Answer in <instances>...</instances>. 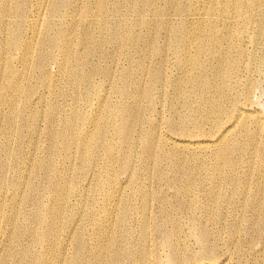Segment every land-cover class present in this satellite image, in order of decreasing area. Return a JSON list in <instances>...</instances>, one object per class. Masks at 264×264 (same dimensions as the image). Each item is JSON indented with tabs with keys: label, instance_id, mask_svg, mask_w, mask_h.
<instances>
[{
	"label": "bare ground",
	"instance_id": "bare-ground-1",
	"mask_svg": "<svg viewBox=\"0 0 264 264\" xmlns=\"http://www.w3.org/2000/svg\"><path fill=\"white\" fill-rule=\"evenodd\" d=\"M123 2L122 5L111 0H0V143H3V134L6 133L3 130L6 118L3 107H7L8 113H11L10 119L7 116V127H13L16 123V102L24 82L30 81L34 69L39 72L38 76H43L49 68L57 67L58 61L52 50H56L60 58L67 54L80 67L78 78L75 71H70L71 76L66 85L84 88L82 95L66 98L69 104L65 102L70 107L82 105L83 112L79 115L68 113L61 117L60 126L46 131L50 144L43 150L42 161L46 165H40V169L48 184L42 188L40 195L33 198L36 213H24L18 199L13 201L12 209L9 206L12 218L22 214V225L28 236H32L33 232L41 236L39 241L43 247L39 248L41 252L36 257V264H70L64 259L57 261L56 257L65 239L71 238L74 230H79L81 221L92 229L96 243L85 249L76 235L75 250L78 254L82 249L86 251L88 248L90 251L94 247L87 258L90 264H120L121 260H129V264H134L136 257L139 259L137 261H145L148 252L144 244L147 243L146 234L150 231V222L146 217L135 224L143 242L138 253L122 244L130 246L134 236V227L127 216L136 214L138 217L139 210L149 206L146 202L150 195L145 188L149 180L176 189L177 201L183 207L182 212L187 220L194 218L196 211H208L210 207L205 208L208 204L216 211L219 207L229 211L235 209L237 204H243L241 206L246 207L253 217L248 234L244 232L248 225L242 230L248 235V248L251 249L255 240L261 237L264 243V234L260 231L261 225L264 228V109L260 110L255 100V94L264 84V0ZM131 15L138 19L132 21ZM145 16H149L150 22L159 21L160 24L149 25L147 20H142ZM41 26L44 28L41 29ZM15 39L21 40V47H12ZM157 43H160L161 48H154ZM68 47L80 50L76 54L70 53L65 49ZM174 58L182 62L181 71L162 82L161 68H170ZM124 63L128 66L127 74L133 79L129 82L122 73L119 74L122 85L115 83V86H119L116 90L120 98L119 109L111 118V107L105 106L107 94L101 93L102 83L110 86L111 67L118 69ZM206 67L212 68L211 78L190 75L194 69L207 72ZM140 74L150 80L146 94L140 87ZM96 78L99 79L98 83L94 82ZM3 81L7 83L5 88L2 86ZM159 86L172 91V100L179 102L184 111L173 102L169 104V109H165L162 103L155 106L151 91ZM46 88L45 91L49 92L53 86L46 85ZM3 91L7 97L3 96ZM126 97L131 99L128 104H124ZM143 99L146 103L141 105ZM93 101L99 105L95 107ZM55 111L48 114L50 119L54 117ZM165 120L169 123L168 127L163 124ZM51 122L57 123L55 119ZM77 124L89 125L92 129H79ZM23 129L21 136L37 133L33 122ZM59 137L62 138L58 143ZM20 142L18 149L25 151L28 146ZM114 144L116 148L124 146L129 156L136 158V161L126 162L116 157L113 154ZM7 146L5 142L0 147L1 155ZM1 155L0 185L3 184L6 165ZM9 156L10 160L14 158L13 154ZM55 156H58L56 164H60L57 166L62 167L61 170L51 165V162L54 164ZM256 158L260 159L259 166L255 168L250 164L246 169L249 161ZM86 160L92 161L97 167L91 165V173L81 183L90 186L91 199L87 204L88 209L80 212L70 200L78 201L84 196L79 197L80 192L69 181V177L74 173L79 174V167ZM26 161L27 158L15 161L18 173ZM115 168H120L121 173L117 174ZM55 175L56 180L52 179ZM20 179L18 175L14 180V191L21 189ZM58 180H63V185ZM49 188L53 191V197L49 194ZM129 189L135 200L140 199L138 206L129 204ZM70 192L74 194L69 197ZM165 204L163 207L167 206ZM3 206L4 200L0 196V216L4 212ZM108 207H111V212ZM166 209L165 222L152 223L155 226L152 229L155 228L157 234L164 236L161 249L163 245L168 249L163 252L165 264H240L242 249L237 247L238 244L235 246L234 240L225 250L229 258L218 259L222 252L218 250V242L223 241V234L206 225L210 220L212 224L217 223L215 214L206 217V221L203 219V224L192 222L194 226L187 235L196 239L198 244V251H193L192 243H179L181 237L186 238L185 233L178 226L175 214ZM109 213L117 219L116 222H111ZM75 217L77 219L74 220ZM29 222L36 225L33 231L28 228ZM11 224L15 228L14 221ZM14 228L10 230L11 233L8 232L9 239L16 238L18 227L16 231ZM230 228L233 230L230 236L234 238V234L238 233V225ZM19 231L23 235L24 230ZM22 241H16L15 246H12V241L10 247L3 249L0 264H23L32 259L29 257L30 244L24 246ZM149 244H152L151 240ZM235 250V259H232ZM256 256L254 263L258 260ZM14 258H18L19 262H16L17 259L14 261Z\"/></svg>",
	"mask_w": 264,
	"mask_h": 264
},
{
	"label": "rangeland",
	"instance_id": "rangeland-1",
	"mask_svg": "<svg viewBox=\"0 0 264 264\" xmlns=\"http://www.w3.org/2000/svg\"><path fill=\"white\" fill-rule=\"evenodd\" d=\"M114 1H118L122 5L124 4L123 0H111V2H114ZM140 5L141 4H139L138 6H140ZM130 19L132 21H134V20L136 21V19H138V18L137 17H133L131 15ZM142 20H147L149 25H159L160 24L159 21L150 22L149 21V16L148 17L147 16L143 17ZM42 28H44V27L41 26V29ZM155 45L156 46L154 48H159L160 47V43H157ZM21 46H22L21 40H19V39L13 40V42H12V47L13 48H18V47H21ZM65 49H66V51H68L70 53H75V54L78 53L79 50H80V48H77V47H68V48H65ZM51 53L55 56L56 60L58 61L57 62V64H58L57 67L56 68H49L48 73H46V75H43V76H38L39 72L36 69H34L33 70V75L30 77V81L26 80L24 82L22 88H20V91H19V94H18V99H17V102H16V109H15V116H16V120L15 121H16V123H15V125L13 127L11 125H9V128L7 127L8 126L7 125V121H6L7 120V116L9 117L8 119H10L11 118V113L10 114L8 113L9 110H8L7 107H3V111H4L5 115H6V118H5L4 124H3V130L6 133L3 134V139L1 141L3 143H0V145H1L0 147L2 148V146H3V144L5 142L7 143L8 146H7L6 149H4L2 151V153H3L2 155L0 153L3 161L5 160L4 161V165L6 164L5 165V169H4L5 171L3 172V177H4L3 184L0 185V187H2L1 189L3 190L1 192V189H0V192H1L0 196H2V199L4 200V206H5V207L3 206V211L4 212L0 216V223H1L0 225H2V226H0V234H1V231H2V234L0 236V241H1L0 242V246H1L0 247V255L3 252V249H6L7 247H10L12 244H14L12 246H15V244H17L20 239H23V241L21 243L24 244V246H27V245L30 244L29 245V247H30L29 257L32 258V259L29 260L30 262L28 261V263L23 261V262H25L23 264H36L37 263L36 262V257L40 254L39 251L41 252V250H39V248L42 249V247H43V245H40L41 242L39 241L41 236L38 233H34V232H33L32 236L31 235L28 236V233L26 234V232H25V228H23V227H25V226H23L24 222L21 221V220H23L22 214L19 213V214L16 215L17 217L15 216L14 218H12L11 215H10L11 213H10V207L9 206H11V209H12L13 201L15 202V200L18 199V203L23 206L22 208L24 210H22V211L24 213L27 212L28 215L29 214H33L34 215L36 213L37 210H36V206H35V204L33 202V198L35 196L40 195L41 194L40 192L43 191L42 188H44L48 184V183H45V177L43 175L44 173H42V171L40 169V165L41 166H45L46 165V163L44 161H42V159H44V156H43L44 155V153H43L44 151L43 150H45L50 144L49 143V139L46 136V131H47V129H55L58 126H60L61 125L60 124L61 123V117L68 115V113H72L73 112V113L79 115V114H81L83 112V106L82 105L73 106V107H70V106L66 105V103L69 104V102L67 101L66 98H71V97L76 96V95H82L83 92H84V88L83 87L82 88H74V87L66 85L67 79L71 76L70 71H75L78 74V76L76 75V78L79 77V73H80L79 65L77 64V62L73 58L69 57L67 54L64 56V58H60V57L57 56L56 50H52ZM137 57L138 56H135V58H137ZM181 66H182V62L179 60V58H174L172 60V62H171V67L170 68H161V77H160L161 81L163 82L164 80H166L169 77L178 75L180 73V71H181ZM206 69H207V72H202L200 69H194V70H192L190 72V75L191 76L202 75V76H206V77L211 78L210 73L212 71V68L211 67H206ZM127 71H128V66L126 65V63H124L118 69H115L114 67H111V74H112L111 85L109 86L106 83L105 84L102 83L103 91L101 93H106L107 94V97L105 99V106L111 107V118H112V114L116 111V109H119L118 107H119L120 98H119V96L117 94V91H116L119 86L118 87L115 86V83L120 84V86L122 85V82L120 81L121 77L119 76V74L122 73L124 75V78L127 79L129 82L133 79V77H131V76H129L127 74ZM138 79L140 81V87L142 88L144 94H146L147 86H148L150 80L147 79V77L142 75V74H140V77H138ZM50 80L53 81L52 84L49 83ZM4 82L5 81H3L2 86L5 88L7 86V83H4ZM94 82L98 83L99 79L98 78L94 79ZM46 85H52L53 88L49 92H47V90L45 91V89H47ZM103 85H104V87H103ZM132 90H134L133 86H132ZM2 93H3L4 97H7V94L4 91ZM171 94H172V91L164 89L163 86H159L156 89L152 90L151 91V95L154 98V105L155 106H157V105L160 106V104L162 103V104L165 105V109H169L170 108L169 104L171 102H173V104L175 106H177L178 108L183 110L182 107L180 106L179 102H177L175 100H172ZM257 96L259 97V99L257 98ZM255 97L257 98V99L255 98V100L257 101L258 108L260 110H263L264 109V84L261 86L259 92H257L255 94ZM130 101H131V99L126 97L124 99V104H126V103L128 104ZM145 103H146V101H145V99H143L142 102H141V105L145 104ZM73 104H75V103H73ZM98 105H99V103L94 102V106L95 107H97ZM54 108H56V111L54 110ZM51 109H53V110H51ZM54 111H55V115H54V117L52 119H55V121L57 123H52L51 122L52 119H50L49 115H48L49 113L54 112ZM29 122H33V124L37 128V133L29 134L27 137L24 134H22V136H21L20 135L21 134V130L24 131L23 127H25V125H28ZM163 124H164L165 127H168V125H169L168 121H166V120L164 121ZM16 125H17V129H15ZM77 128H79V129L80 128L81 129H88V130L92 129L91 127H89V125H84L83 126L82 124H77ZM25 132L28 133V130H25ZM61 138L62 137L57 138L58 143L61 142ZM33 139H35V141ZM20 141H22V144L24 143V144H26L28 146V148L25 151L21 152L18 149V146L21 143ZM115 145L116 144L113 145V154L116 157L123 158V159H125L126 162L127 161L128 162L136 161V158H131L129 156V153H127L125 151L124 146L116 148ZM32 146H33V148H32ZM12 154L14 156V158H13L14 160L13 159L10 160L11 156H9V155H12ZM4 155H6V156H4ZM29 155H31V158L30 157L28 158ZM42 156H43V158H42ZM17 157L19 159H26L27 158V161L23 164L20 173H18V168L16 167L17 164L15 162L16 160H18ZM56 158H58V156H55V158H53L54 159V164L51 162V165L53 167L56 166L55 167L56 169L61 170L62 167H58L57 166V165H60V164L59 163L56 164L58 162ZM8 160L10 161V163H9ZM259 160H260L259 158H256L255 160H252V161L250 160L249 163L246 166V169L248 168V166L250 164H253V166H255V168L257 166H259V163H260ZM91 165H94L95 167H97V165H95L92 161L90 162V161L86 160L84 162V164L79 167L80 173L79 174L74 173L73 175H71L69 177V179H70L69 181L71 183H73V185L78 188V190L80 192L79 193V197H83L84 196L83 199H81V200L78 199V201H71L70 200L71 203L74 202L73 204H76V207H78L77 209L80 212L85 211V210L88 209L87 204H88V202L91 199V195L89 193L90 186H86V185H82L81 184L84 181L85 177L88 176L91 173V171H92V168H90ZM63 169H65V167H63ZM108 171L109 172L111 171V167L108 168ZM115 171H116L117 174L121 173V169L120 168H115ZM33 172H35V173H33ZM39 174H40V176H39ZM18 175L21 178L20 179L21 180V183H20L21 184V189L24 190L25 193L24 192L21 193L20 192L21 189L19 191H14L13 190L12 185H13L14 180L17 179ZM33 178H36V180H34ZM56 178H57L56 175L52 177V179H55V180H56ZM5 180H7V181H5ZM8 182H9V184L11 182L12 183L9 185ZM33 182H34V184H32ZM58 182L61 185H63V180H58ZM49 186L51 187L50 184H49ZM157 187L161 188V190L157 191V189H158ZM145 188H146V190L148 191V193L150 195L149 199L146 202V204L149 205V206H147L145 208V210L143 208H141L139 210L140 215H138V217H136V214L130 215L131 217L129 215L127 216L129 221L131 222V224L134 227V229H133L134 233L132 234L134 236H132V242H131L130 246H127L125 243L122 244V246L134 249V250H136V253H138V251L140 250V247L142 245L141 243H143V242H141V237H140V235H138V228H135V224L138 223V222H141V220H143V218L146 217L148 219V222H150V227H149L150 231L146 234L147 243L145 242V244H144V248L148 252L147 253L148 256H146V258L144 259L145 261H143V260L137 261L139 259H138V257H136L137 258L135 260L136 263H134V264H142V263H144V264H156V263L160 264L159 262H161L162 264H165V259L163 257V252H165V250L167 252L168 249L165 248L164 245H163V247L161 249V246H162L163 241H164V236L157 234L155 232V228L152 229V227H155L154 225H156V222L157 223H164L165 222L164 221L165 220V217H164V212H165L164 209L165 208H167L166 210H169V212H172V213L175 214V218H176V221L178 223V226H180L181 231L183 233H185V237L186 238H184V236L181 237L180 240H179L180 244H182L184 241H186L188 244L192 243L191 246H193L192 247L193 251H198V244L196 242V239L189 237L187 235V232L191 230L192 226H194V224L192 222H194V221L196 223L201 222L203 224L204 223L203 219H204V221H206L205 220L206 217L209 218L210 215L213 216V214H215L214 216L216 217V220H215V222H217L216 224H212L211 220L208 223H206V222L205 223H206V225L208 227H212L214 230L216 229L217 232L219 231L220 233L223 234L222 235L223 241L222 242H218V247H219L218 250L222 251V252L219 253L218 259L219 260H223V259H228L229 258L228 255L225 253V250H227V247L231 246L232 241L234 240V242L235 241L237 242V243L235 242V246L238 244L237 247L242 249V253H241V255H239V257H240L239 259L241 260L240 264H244V263L245 264H250L249 262H251V264H263L264 263V258H263V256H264V247H263L264 243H263V239H261L262 237L258 238L257 240H255L256 243L253 244L252 247H250L251 249L248 248L249 244H247V243H248L249 239H248V235H245V233L248 234L249 228L252 225V223H251L252 221L251 220L253 219V217H251V212L248 211V209L246 207L241 206L243 204L239 203V205L237 204L235 206V209L232 207L234 210L231 209L229 211H226L222 207H219L220 210L218 208V211H216V210L211 209L212 208L211 205L208 204V206L206 205L205 208L210 207V209L212 211L209 208H208V211H206V209H205L204 213L203 212L202 213H200V212L198 213L196 211L195 215H194V218L190 217V218H188V220H189L188 221L186 219V216H184V214L182 212L183 207H180V204L177 201V198H178L177 194L178 193L176 192L175 188L170 187V186H166V184L158 185L156 183V181L152 182L150 180H149L148 183L145 184ZM48 191H49V194L51 193V196L53 197L52 189L49 188ZM166 191H168V192H166ZM22 194H24V196H22ZM73 194L74 193L70 192L69 193V197L71 195H73ZM160 194H162V195H160ZM156 195H158V196L156 197ZM128 196H129V199H130L129 200V204L131 206H138L139 202H141L140 199L139 200H135V198L133 196V193L131 192L130 189H129V192H128ZM160 196H161V198H160ZM165 197L167 199H165ZM172 197H173V199H172ZM8 199H10V200H8ZM20 199H21V201H20ZM161 199L165 200L166 204ZM5 200H8V201H5ZM167 200H169V201H167ZM174 202L176 203V205H175ZM22 203H24V204H22ZM163 203L165 204V206L166 205L167 206L163 207L164 206ZM32 204H34V205L32 206ZM34 206H35V209H34ZM161 207H163L164 209L161 208ZM26 208H27V210H26ZM174 208H176V209H174ZM179 208H181V209H179ZM108 210H109V212H111V207H108ZM235 210H237V211H235ZM243 210H245V211H243ZM28 211H29V213H28ZM213 211H214V213H213ZM220 211H222L221 213H223V214L219 213ZM209 212H210V214H209ZM242 213H243V215H242ZM161 214H163V215H161ZM204 214H207V215H204ZM149 215H150V217H149ZM159 216H160V218H159ZM222 216L226 217V219L223 218ZM108 217H111V213H109ZM10 218H11V221H14V223L16 225L15 226L16 230H17V227H18V231L15 230V228L12 226V224L10 225V222H11ZM1 219H3L4 222ZM75 219H77V217H75L74 220ZM6 220H8V221L6 222ZM116 220H117L116 218L114 219V218L111 217V222L112 223L116 222ZM18 222H19V224H18ZM22 223H23V225H22ZM29 223H28L29 227L28 226L27 227L33 231V229L36 227V225H34L35 224L34 222H29ZM218 223H220V224H218ZM234 223L238 225V229H237L238 233L234 234V236L236 235L235 237L237 238V240H236L235 237L233 238V237L230 236L231 235L230 232L231 231L233 232V230H232V228H230V226L235 225ZM4 225L5 226L7 225V226L5 227ZM247 225H248V229L246 228ZM13 228H14V231H16L18 233H16L17 234L16 238L9 239V235L10 234L8 232L11 233ZM72 228L74 229V226H72ZM244 228H246V229H244ZM19 229L24 230L23 231V235L19 231ZM240 229H241V231H240ZM243 229H244L245 233L242 231ZM225 230H227L229 232H227ZM246 230H247V232H246ZM136 231H137V234H136ZM181 231H180V233H181ZM260 231H263V234H264V228L262 227V225H261V230ZM258 233H260V232H257V234ZM76 235H78V237H79L78 239H80V242H81L80 245H82V243H83V246L85 247V249H86V247L90 246L91 244H93V246H95L94 244L96 243V241H95V239L92 236L93 235L92 234V229L89 226H84V221H81L79 223V230L78 231L74 230L71 238H66L65 242H63L61 244V246L63 248L62 249L60 248V253L58 251V254H57V257H56L57 261L64 259V260H66V262H68L70 264L71 263L72 264L73 263H75V264H90L91 263V262L89 263L87 258H88V256H90V252H92V250H94V247L90 251H88V248H87L86 251H84L85 249H82V251L77 254L76 250H75V246H76V241L75 240H76V238L74 239V237H77ZM152 235L153 236L157 235V236H155V239H154V237ZM181 235H183V234L181 233ZM22 236H24L26 239H24ZM88 236L91 237V238H89ZM243 236L247 237V238H244ZM20 237H22V238H20ZM230 238H232L231 242H230ZM34 239H36V240H34ZM181 239H182V241H181ZM188 239H190V240H188ZM150 240H151L152 244H149ZM12 241L14 243H12ZM16 241H17V243H16ZM38 241H39V243H38ZM88 241H90V242H88ZM153 241L155 243H153ZM210 241H211V237L208 238V243ZM225 241H226V243H225ZM229 243H230V245H229ZM32 244H34V245H32ZM18 245H16V247ZM242 245L244 247H242ZM31 246H33L34 248L31 247ZM157 246H159V247L157 248ZM17 249H19V246L17 247ZM153 249L155 250L156 253L154 252ZM235 249H237V248H235ZM111 252H112V250L110 251V253ZM223 252H224V254L226 256L223 254ZM245 252H246V254H245ZM249 252L251 254H249ZM232 253H234L232 259H235L234 255H236V250L233 251ZM30 254H32V255H30ZM58 255H59V257H58ZM241 256H242V258H241ZM250 256H253V257H250ZM254 256H256V258L258 259L257 261H255V263L253 261L254 260ZM18 257L22 258V257H20V255H18ZM72 257L75 258V259L72 260L73 259ZM249 258H251V259H249ZM161 259H162V261H161ZM15 260H16V262L17 261L19 262L18 258H14V261ZM75 260H77V261H75ZM260 260H262V263H261ZM84 261H85V263H84ZM247 261H248V263H247ZM33 262H35V263H33ZM120 264H129V260H121Z\"/></svg>",
	"mask_w": 264,
	"mask_h": 264
}]
</instances>
